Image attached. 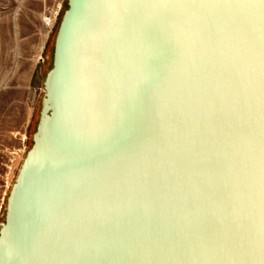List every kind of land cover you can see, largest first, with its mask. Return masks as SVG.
Returning a JSON list of instances; mask_svg holds the SVG:
<instances>
[{"label": "water", "instance_id": "95a60500", "mask_svg": "<svg viewBox=\"0 0 264 264\" xmlns=\"http://www.w3.org/2000/svg\"><path fill=\"white\" fill-rule=\"evenodd\" d=\"M0 264H264V0H66Z\"/></svg>", "mask_w": 264, "mask_h": 264}, {"label": "rangeland", "instance_id": "374dc122", "mask_svg": "<svg viewBox=\"0 0 264 264\" xmlns=\"http://www.w3.org/2000/svg\"><path fill=\"white\" fill-rule=\"evenodd\" d=\"M65 0H0V222L39 118Z\"/></svg>", "mask_w": 264, "mask_h": 264}, {"label": "trees", "instance_id": "16d2710c", "mask_svg": "<svg viewBox=\"0 0 264 264\" xmlns=\"http://www.w3.org/2000/svg\"><path fill=\"white\" fill-rule=\"evenodd\" d=\"M66 6H67V4H66V0H65L64 8H65ZM54 34H55V33H54ZM51 66H52V55H51L50 67H51ZM50 67H49V68H50ZM31 144H32V140H31L30 146H31ZM30 146H29V147H30Z\"/></svg>", "mask_w": 264, "mask_h": 264}]
</instances>
